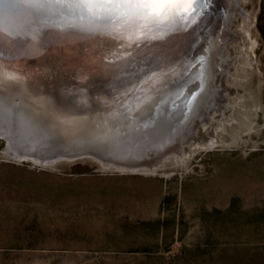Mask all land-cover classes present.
I'll return each instance as SVG.
<instances>
[{
  "label": "rangeland",
  "instance_id": "obj_1",
  "mask_svg": "<svg viewBox=\"0 0 264 264\" xmlns=\"http://www.w3.org/2000/svg\"><path fill=\"white\" fill-rule=\"evenodd\" d=\"M234 4L208 110L154 172L0 158V264H264V0ZM230 49L241 53L237 75ZM187 101L174 134L194 116ZM230 107L234 126L205 149ZM4 150L0 141V157Z\"/></svg>",
  "mask_w": 264,
  "mask_h": 264
},
{
  "label": "water",
  "instance_id": "obj_2",
  "mask_svg": "<svg viewBox=\"0 0 264 264\" xmlns=\"http://www.w3.org/2000/svg\"><path fill=\"white\" fill-rule=\"evenodd\" d=\"M217 4L218 0H208L206 11L198 22L189 24L186 29L164 43L145 45L139 50L135 48L127 51L120 49L114 54H108V49L114 47L112 42L101 37H96L95 40L90 42L81 43L79 41L83 38L82 34L73 32L70 34L72 37L71 42L61 43V34L54 29H44L35 39L28 35L10 36L11 29H6L2 35V45L9 55L7 60L13 63V66H7L13 71L16 83L19 85L22 83L27 84V88L32 89L38 95L39 92H42L41 86L45 83L46 88L44 90L46 91L49 88L50 91L48 89L47 91L60 103V110L62 111V113H59L58 119L55 120V124L59 125L62 120H65L71 114L72 111L69 109H73L79 113V116L81 115L80 120L83 121H87L92 117L95 118L94 115H97L113 131V137L111 136L110 140H108L104 133L101 137L95 130L92 132L95 133L94 136L89 134L91 132L87 130L78 131L81 130L79 124V128L76 131L79 135L77 138L70 134L65 136L64 133L58 136L63 143L62 139L68 140L69 143L63 144L65 149L57 143L55 137L52 143H50L51 139L47 140L49 142L45 141L44 146H41L39 142L40 146L31 154H34L37 158L40 155L50 154L47 157L50 159L53 153L62 156L63 151H71L70 153H73L74 158H77L75 161H91L99 169L105 171L110 169H103L101 161L114 163V167L123 165L135 168V171H130L129 169L124 172L116 170L117 172L140 173L142 168L148 169L157 164L160 158L177 151V148H180L183 144L184 139H182V143H177L176 146L169 141H166L163 146L156 142L158 133L163 134V137L167 133L170 134L168 128L169 126L174 127L175 116L180 118L182 115V112L174 113L171 116L166 114L171 107L169 105L176 103V97L173 100L171 99L170 102L169 100L166 101L168 102V107L165 112L160 109L163 103L159 101L152 108H144V113L139 115L137 119L134 117L133 119L131 116L129 117V114L117 111L118 107L116 105L107 108L104 104V100L108 99L106 98L108 95L103 82L107 81L108 78L101 76V70H98L96 65L120 66V74H123L120 76L133 77L156 69L159 63L168 56L177 59L176 57L180 52L184 51L185 46L190 44L195 36L198 37L197 34L201 33L203 37H207L206 33L209 31L210 25H212L214 15H216ZM129 52L131 55H129ZM0 60L2 64L3 62L5 63L3 59ZM194 78L192 75V79ZM183 94L185 98L183 96L179 100L180 103L178 102L179 106L182 104V110L185 108L188 91H184ZM84 96H87V99L90 100V106H84L79 102ZM159 100H163V97H160ZM156 101H158V98ZM221 107L227 109L225 106ZM109 109L110 111L107 112ZM91 110H94L93 112L95 113L90 112ZM17 117L12 112L6 114L9 126L7 130H0V141L5 145V150L1 153V159L19 164L29 163L36 167L51 168L57 165L56 162L61 161V163H64L70 161L65 157H60L54 160L50 159L47 163H36L30 158H16L14 156L15 153L24 154L21 148L22 145L19 146L18 142L23 139L25 144L28 143L26 137L18 136L17 130L22 121ZM49 118L51 121L50 116ZM197 119L199 118H196L195 121L192 120L191 124H194ZM154 120L159 121L156 131H153ZM175 121L177 122V120ZM63 122L68 121L65 120ZM22 130H26V128H22ZM184 138L188 137L185 136ZM165 150L167 151L165 152ZM158 152L162 154V157L156 156ZM43 163L44 165H41ZM110 171L114 170L111 169Z\"/></svg>",
  "mask_w": 264,
  "mask_h": 264
},
{
  "label": "bare ground",
  "instance_id": "obj_3",
  "mask_svg": "<svg viewBox=\"0 0 264 264\" xmlns=\"http://www.w3.org/2000/svg\"><path fill=\"white\" fill-rule=\"evenodd\" d=\"M218 1L219 5H216V10H219V16L216 17L214 15L212 25H210L209 31H207L206 33L207 37H203L201 33L197 34L198 37L195 36L192 42L185 46L184 51L180 52L176 57L177 59H174L175 57L170 58V56H168L166 59H163L161 63H159V66H157L156 69L147 71L148 73H144L143 75L139 74L133 77L120 76L123 75L120 74V66H112L108 64L96 65L98 70H101V76L108 78L107 81L103 82V84L105 83L104 85L105 89L107 90L106 93L108 95L106 97L108 99L104 100V104L107 106V108H110V106L112 105H116L118 107V109H116L117 111H121L123 114L127 113V115L129 114V117L131 116L132 118L134 117L137 119L139 115L144 113V108H152V106H154L159 101L163 103V106L160 109L165 112L166 108L168 107V102L166 101L169 100L170 102L171 99L173 100V98L175 97L176 103L169 105V107H171L169 108L166 114L168 116H171L174 115V113L177 114L184 112L185 109L183 108L182 110V104L181 106H179L178 102L183 96L185 98V95L183 94L184 91H188L187 102L189 107H195L193 112L194 116L192 117L191 121L187 123L186 127L183 129L182 132H177V134H174L176 127L174 126L175 129H173L172 126H169L168 130L170 131V134L167 133L166 136L163 137V134L161 135V133H158L156 137V142L162 144V146L166 141L171 142V144L174 143L175 146L177 145V143H182V139H184L185 136L187 137L188 132L192 131V120L195 121L196 118H202L204 116V110L202 109V106L204 105L208 110V107L206 106V99L210 95V92H208V90H210L209 88L210 86H212L211 81H209L213 76L212 68L214 64L215 66H220L219 63L225 60L219 59V56L221 55L225 57L226 55L224 53V48H229L228 44L226 43V40L229 36L227 32L228 30H230L231 24L229 23V20L227 18H229L230 14L235 11L233 9L235 5L234 0ZM229 2L232 3L229 4L230 6L228 5ZM227 7L229 11H227ZM221 9L223 10V12L221 11ZM216 24H219V26H217ZM222 26L224 28L223 30H221ZM2 44H0V59H3L5 63L3 62L2 64L0 60V66H2L7 71L4 74H0V77H6L0 78V130H7L9 126V121L6 118V114H8V112H12L14 115L18 116V119L22 121L21 125L19 124L17 130L18 136H22L24 138L26 137L28 141V143L26 144L23 139L18 142L19 146L22 145L21 148L24 154L17 152L14 154L16 158H30L36 163H47L50 159L54 160L60 157H65L66 159L70 160L67 162H75L77 158H74L75 156L73 155V153H70L71 151H63L62 156H58L57 153H53L50 156V159L47 158L50 154H46L47 156L40 155V157L37 158L34 156V154L32 155L31 153L40 145L44 146L45 141L49 142L47 140L51 139L50 143H52L53 138L55 137V140L57 141V143L60 144V146H63L64 143H69L68 140L64 139H62L64 143L61 142L58 136L64 133L65 136L70 134L71 136L74 135V137L77 138L79 135L76 131L79 127L81 130L78 131H90L91 133L89 134H92V136H94L95 134L92 133L94 130L97 131V133H99L101 137L104 133V135L108 137V140H110L109 138L113 135V131L109 128L108 124H105L104 121H102L101 118L97 115H94L95 118L92 117L87 121H83L80 120L81 115L79 116V113H77V111L69 109L72 112L67 116V118H65V120L68 122H63L65 120H62L60 124L58 123L59 125L55 124L54 122L58 119L57 117L59 113H62V111L60 110V103L52 97L51 93L48 92L50 91L49 88H47L48 91L47 89L46 91L44 90L46 88V85L43 81L41 82L44 83V86L41 84L42 92H39V95L33 92L32 89L30 90L29 88H27V84L22 83L21 85H19L18 83H16L14 79L15 77H13V71L9 67L13 66V63L7 60L9 55L8 53H6L7 51L4 50ZM230 50L232 51V55H234V59H232L230 62L233 65L232 70L236 74V71L238 70L237 64L239 63V59L241 58V53L240 55H236L237 53L235 54L232 49ZM245 61L248 63L249 59L245 58ZM192 75L193 77H195L194 79H192ZM227 75L228 74L226 73V76ZM239 75L240 73L238 74V76ZM236 79H234V81H236ZM205 81H207V84H205ZM199 84L200 86H203L206 89L203 90L204 93L197 95ZM160 97H163V100H159ZM157 98L158 101L155 102ZM89 101L90 100L87 99V96H84V98H81L79 102H81L84 106H90ZM236 106L240 105L237 103ZM157 108H159V106H157ZM235 108L236 107H230V109L226 111L227 115L222 114L221 118L223 117V123H214L213 128H211V138L206 140L205 144L207 145L204 146L205 149H212L215 145V141L218 142L221 136L227 133L226 129L228 130V128L230 127L229 125L231 124V126H234L233 122L235 123L236 120H233L232 114H235ZM93 111L94 110H91L90 112L94 114L95 112ZM109 111L110 109L107 112ZM49 116L51 117V121ZM175 120H177L178 122L179 119L175 116L173 121L174 125L177 124ZM158 122V120L153 121V131L157 130ZM22 128H26V130H22ZM63 147L65 149V146ZM166 151L167 150H165V152ZM156 156H159L160 158L162 157V154H159L158 152L156 153ZM174 159L176 161L180 159L183 162L182 157ZM44 163L41 165H44ZM56 163L59 164L61 163V161ZM101 165L103 169H113L114 171L117 170L124 172L129 169L130 171H135L134 167H128L123 165L119 167H114V163H109L105 161H101ZM152 171L154 172V170L142 168L143 173Z\"/></svg>",
  "mask_w": 264,
  "mask_h": 264
},
{
  "label": "snow or ice",
  "instance_id": "obj_4",
  "mask_svg": "<svg viewBox=\"0 0 264 264\" xmlns=\"http://www.w3.org/2000/svg\"><path fill=\"white\" fill-rule=\"evenodd\" d=\"M208 0H0V44L6 29L10 36H32L44 29L61 34V43L101 37L111 41L108 54L120 49L139 50L164 43L198 22ZM129 55L131 53L129 52Z\"/></svg>",
  "mask_w": 264,
  "mask_h": 264
},
{
  "label": "trees",
  "instance_id": "obj_5",
  "mask_svg": "<svg viewBox=\"0 0 264 264\" xmlns=\"http://www.w3.org/2000/svg\"><path fill=\"white\" fill-rule=\"evenodd\" d=\"M258 29L261 34L262 40L264 42V7L262 8V11L259 16Z\"/></svg>",
  "mask_w": 264,
  "mask_h": 264
},
{
  "label": "clouds",
  "instance_id": "obj_6",
  "mask_svg": "<svg viewBox=\"0 0 264 264\" xmlns=\"http://www.w3.org/2000/svg\"><path fill=\"white\" fill-rule=\"evenodd\" d=\"M6 69H4L2 66H0V74L6 73ZM0 78H6V77H0Z\"/></svg>",
  "mask_w": 264,
  "mask_h": 264
}]
</instances>
